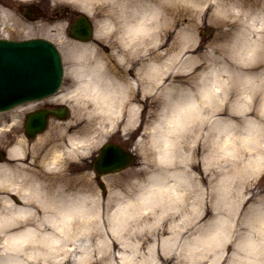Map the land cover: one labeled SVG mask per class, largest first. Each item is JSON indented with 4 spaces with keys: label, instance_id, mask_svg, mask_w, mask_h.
Returning <instances> with one entry per match:
<instances>
[{
    "label": "bare ground",
    "instance_id": "bare-ground-1",
    "mask_svg": "<svg viewBox=\"0 0 264 264\" xmlns=\"http://www.w3.org/2000/svg\"><path fill=\"white\" fill-rule=\"evenodd\" d=\"M74 1L88 10L94 11L98 8L93 5L96 0ZM199 2V0H175V3L165 10L161 26L154 34L153 39L158 42L147 41L151 46L147 47L146 52L144 48L135 51L124 49L112 32V21L107 10L102 8L97 10L103 13V17L97 19V41L74 44L71 56L82 51H94L97 61L102 62L103 67L98 68L97 74L91 79H89L90 73L73 75L69 71L73 85L61 95H68L76 100L70 123L75 129L69 134L64 132V129L61 133L54 134L55 126H53L48 137L37 141L32 151L34 160L39 165L38 171L22 167L21 164H0V190H4L0 195V261H18L20 264H49L51 261L55 264L53 258L57 255L56 251L66 246V241L70 243L73 239L74 242L75 238L83 234L96 244L95 249L102 254L103 259L115 262L117 258L123 264H133L135 257L127 255L126 251L118 253L117 249L130 247L138 252L147 245L151 257H143L146 264H158L160 258L161 261L171 264L169 256L172 251H175L178 259L185 258L186 264H221L229 243L234 246L231 258L237 261L238 241L229 243L228 241L232 239V233H236L240 228L232 223L231 214L228 217L227 214L219 213L223 205L229 207L232 202L228 200L224 204L219 196L216 197V203L207 205L204 187L205 180L208 179L207 175L202 173L200 175L199 172L198 176L192 168L188 170L182 168L185 165L181 163L189 164L193 168L199 166L195 160L196 149L200 148L196 147L194 137L197 125L192 126L193 135L188 133L189 138L192 139L189 145L193 151L191 156L179 157L180 150L175 142L172 147L164 148L163 145L172 139L170 136L166 137L164 129L152 137L157 162L161 158L164 161L160 164V169H167L168 172L177 174V177L172 179L140 178L138 179L140 183L134 184L129 178L132 175L140 176L142 172L132 169L127 172V176L118 175L117 178L125 181L111 184L109 196L106 201H102L98 190L93 187L94 182L90 173L80 175L76 185L69 184L67 179L60 181L59 176L54 175V172L57 173L54 168L58 167V162L65 154L66 148H69L67 151L73 152V155H80L79 143L87 139L81 131L91 127L92 123L96 122L97 116L103 121L109 120L123 110L116 102L118 93L129 91L131 85L133 90L134 75L135 79L142 80L143 92L147 86L146 81L151 80L149 85L151 87L154 85L153 80L155 82L164 80L161 94L163 99L170 89L182 88L188 89L198 101H202L206 96L207 103L200 113L204 118L199 122V125L203 124L202 128L205 127L204 123L210 114L218 115L213 118V122L225 119L224 122L227 124L234 122V118L222 116L225 110L235 114V112H245L250 107L248 104L254 101L255 96L252 101H248L244 94L233 97L231 90L237 92L243 89L245 92L247 89L242 87L243 77L260 73L261 69H264V59L256 65L245 67L237 63L239 56L233 59V55L245 46L250 47L252 43L264 42V0H214L215 3L211 4V8L214 9L215 17H219L215 40L205 54H192L189 50L195 45L193 31L197 24ZM179 3L187 4L193 23L191 26L187 25L177 30V24L183 16V11L175 5ZM0 9L5 7L0 6ZM133 26L145 27L139 20L135 21ZM102 41L112 44L110 52L105 51ZM121 55L125 57L123 64L118 59ZM206 60L214 62V66L212 64L211 67L205 68L207 64L203 61ZM74 63L73 60L71 67ZM199 67H202L200 71L192 73V70L196 71ZM118 75L120 77H117ZM108 80L112 82L110 86L105 83ZM138 89L140 93L139 83ZM155 97L158 98L160 95ZM134 99L135 95L132 93L131 104L127 108L129 123H135L138 116L139 106L137 103L133 104ZM235 102L237 105L233 106ZM240 105L244 107L238 109ZM256 121L259 120H251L250 127L254 126ZM78 124H82L81 127L77 126L79 129L76 128ZM221 128L223 123L217 124V135L221 134L218 131ZM206 136L207 134L204 133L203 150H206ZM239 137L249 140L247 144L253 139L261 141L260 144L264 143L258 136L246 137L242 133L235 135L233 140ZM25 140L22 137L9 149L11 157L25 154ZM51 141L53 142L50 148L48 145ZM213 152L217 155L221 154L211 148V155ZM257 152L262 158V151ZM169 160L172 161L170 165L167 163ZM202 160L206 163L205 156ZM217 185V188H221L220 181ZM188 187L193 190L196 188L202 194L200 200L192 203L193 209L183 208ZM10 191L17 193L23 202L21 204L13 202L10 196L6 195ZM176 193L182 195L177 196ZM102 212L107 214L104 221ZM209 213L216 215L213 218L207 217ZM179 215L180 218L177 217ZM104 226L107 228L104 229ZM251 226L259 230L264 229V215L261 219L253 221ZM192 228L193 231L178 248L183 231ZM51 234L53 236L57 234L60 239H52ZM63 241L65 244L62 245ZM182 247L185 249L182 250ZM248 247V258L251 259V245ZM88 248L85 247L82 251ZM159 248L163 250L165 256H160L162 252ZM79 252L77 251V255ZM87 253L89 252L80 255L82 264H92L93 254H88L86 259ZM64 260L69 261L70 257H65Z\"/></svg>",
    "mask_w": 264,
    "mask_h": 264
},
{
    "label": "rangeland",
    "instance_id": "rangeland-1",
    "mask_svg": "<svg viewBox=\"0 0 264 264\" xmlns=\"http://www.w3.org/2000/svg\"><path fill=\"white\" fill-rule=\"evenodd\" d=\"M4 3H8L7 5L15 9L16 16H21L22 18L26 19L25 16L21 13L19 5L24 2H29V0H3ZM32 2L39 3L46 11L49 12V15L54 13L55 11L62 12L65 6L69 5L70 8L73 11L80 10L79 5L76 4L74 0H33ZM211 0H208L206 5L204 6V9L201 12H199L201 15H198L197 18V24L196 28L193 31L194 32V38H195V45L193 46V54H205L208 49H210L211 44L213 40H215L216 33L218 31L219 27V17H215L214 9L211 8ZM96 6V3L93 4ZM183 11V16L179 23L177 24V30L179 28L185 27L187 25H190L193 23L192 16L189 15V11L187 9V4L185 3H179L175 4ZM208 6V7H207ZM101 10V8H97L95 11L92 12V18L95 20L94 24L95 27L97 25L96 19L100 20L103 17V13L97 11ZM214 14V17H213ZM67 24H68V18H57V19H49V18H40L33 21L26 20V22H17L15 20V28L10 29L5 27L3 24H0V31L1 32H8V33H14L15 34H27L29 35H43L50 38H54L63 48L64 55H65V64L66 68L70 66L72 63L70 61V53L73 50L72 45V39L69 37L67 33ZM189 26V27H190ZM228 28L230 27L227 26ZM206 28H210V32H205ZM107 42L104 44L106 45ZM202 67H199L198 69H201ZM197 71H193L195 73ZM71 84V78H69L68 73L66 72V78L64 82L65 88L70 86ZM148 87V86H147ZM164 86L162 85L161 89H163ZM156 93L160 91V87L156 88ZM235 89V88H234ZM235 92L234 90H231L232 96H238L239 94L243 95L244 90ZM145 95V94H144ZM153 97H150L147 93V100H138L136 98V101L134 103H139L141 107L143 108L139 112V119L138 122L134 125H129L127 118L125 119L124 123H121V125L117 126H111L109 123L110 120L108 119H100L97 117L96 122L92 125V134L97 135L98 145H101L104 141L108 139H118L122 143H124L127 147H134V151L137 154V162L132 165L131 167L124 169L122 171H119L117 173H111L107 174L102 177V180L106 183V188H102L100 186V181L97 184H94L93 187L98 190L101 200L106 201L107 197L109 196V187L111 184L115 185L117 182L125 181L121 180L118 177V175L127 176V172H129L132 169L140 170L142 173L140 176L132 175L129 179H148V177L153 173L157 172L158 169L156 167V155H155V148L153 147V140L152 137L155 136L156 133L163 130V128L158 127V114L156 112L159 111L161 107V100L159 99L155 102L152 101ZM258 98L255 96V99L252 103H249L250 107L245 111H241L240 113L235 112V114H230L227 110L222 116L227 118H234V122L236 125H242L246 121L249 122V126L251 125V120H261L264 119L261 116V109L260 105L257 106L258 101L256 102ZM60 100V99H59ZM68 101V100H67ZM71 103H74L73 99H69ZM138 101V102H137ZM143 102V103H142ZM142 103V104H141ZM237 105L235 102L233 106ZM246 106V105H245ZM244 105H240L238 109L243 108ZM237 109V110H238ZM73 115V109L71 108L70 117ZM214 118V117H213ZM226 118V119H227ZM3 123L10 125L12 121V117L5 116L3 118ZM56 119H51L50 124L48 127V130L43 132L42 135L47 134L51 128L54 126L55 123H58ZM62 122V121H61ZM223 122V127L226 125V122L220 121V122H212L210 125L206 127L204 130L208 134V140L206 144V150H203L200 145V149L196 151V159L203 167H205V171L207 172V180H205L204 187L206 188V195L205 199L207 201V205L216 203L217 199L216 197L218 195H222V198L225 199L224 204L227 203V201H231L232 204L228 207L224 205V209L219 213L227 214L229 217V214L233 216V221L238 223V227L240 228L236 233H234L233 238H237L238 242L240 240V237L245 232H251L254 234V236H259L260 230L256 228H252L251 223L258 218L261 219L264 215V174L260 172L259 166L260 163L256 164V161L258 160L259 154L257 152V148H260V142L257 143L255 139H253L252 142L247 144L249 140L247 139H241L236 138V140H233V137L235 135H239V131L233 132L231 136L229 135H221L222 142L225 145L224 151L227 153L226 155L220 154L217 155L215 152H213V155H211L210 151L211 148H213V142L215 140V137L217 136V124H221ZM7 125H0V145L4 148H7L11 146L13 143H16L18 140L20 141V137H23V126L22 121L13 127V129H7ZM56 130L62 131V127L59 125H56ZM116 128L117 131L114 133H109L103 135V133H100L102 131L106 132V130L110 128ZM68 129H66L65 132H67ZM189 134L193 135V131L189 132ZM243 135V134H242ZM190 136V135H189ZM188 136V133L184 135L183 139L179 141V157L184 156H191L192 150L190 149L189 145L192 143V139H190ZM40 137V136H39ZM196 139V143H198L199 140H202V128L199 129V124L196 126V132L194 135ZM37 140V138H36ZM36 140H32L30 143H26L27 148L32 150L33 144L36 143ZM199 144H197L198 146ZM196 146V147H197ZM264 147V146H263ZM33 152V151H32ZM31 151L27 152L25 155L27 156L26 159L24 158H15V159H9L7 163H10L11 165L15 163L21 164L22 167L33 169V167H36V161L34 160V155L30 154ZM203 156H205L204 163L202 161ZM155 158V161L153 160ZM34 162V163H33ZM6 163V162H5ZM186 170H188V167H190L189 164H184ZM160 168V165H159ZM197 171L199 170L196 168ZM93 174V170H92ZM70 175L69 171L66 172V176ZM220 181L221 188H217V182ZM70 184V183H69ZM74 185V184H71ZM20 198V197H19ZM202 198V194L200 193V190L195 189V194L190 199V201H185V205H183L184 209L192 207V203L194 201H198ZM16 202V200H14ZM16 203H22V200H17ZM188 204V206H186ZM232 208V209H231ZM231 209V212H230ZM182 212V211H180ZM106 213H102V219L103 221L106 220ZM216 215V213H209L207 217L213 218ZM178 218L181 217V215L177 216ZM109 222L107 221V224ZM107 228V226H104V229ZM50 231V230H49ZM193 231V228L191 230H184L182 235L180 236V242L178 244V248L181 246L183 240ZM51 232V231H50ZM54 233V232H52ZM63 235V234H62ZM193 236V234H191ZM56 237V238H55ZM62 237V236H61ZM51 238L54 240L60 239V237L56 234L53 236L51 234ZM150 241V238L148 242ZM67 245L62 246V249H60L58 252L56 251L55 257L53 258V261H55V264H82L83 260L80 258V255L86 251L89 253L85 254V258L88 259V254H93L92 264H117L121 263L122 261H118L117 258L114 261H111L109 259H103L102 254L97 251L96 244L93 243L88 237H86V234H83L80 237H77L70 240V243L66 241ZM73 242V243H72ZM230 241H228L229 243ZM65 244V241H63L62 245ZM89 247L85 251H82L83 248ZM81 249V250H80ZM185 247H182V250H184ZM234 250L233 244L229 243V247L226 248L225 255L222 258L221 264H238V261L242 260V257H238L237 261L233 260L231 258V254ZM77 251H80L77 255ZM91 251V252H90ZM118 253L120 251H126V254L134 255L135 259L133 264H146L144 256L151 257V253L149 250L148 245L145 246V248L142 251H134L130 247H126L123 249H117ZM160 256L163 255V250L160 248ZM184 252V251H183ZM50 251L48 252V257ZM185 253V252H184ZM249 256V255H248ZM65 257H70L69 261H65ZM171 264H186L185 258L182 260L178 259V257L175 255V251H172L170 254ZM162 258L157 262L158 264H168L167 262L161 261ZM244 259V258H243ZM53 262H49V264H52ZM34 264H42V263H34Z\"/></svg>",
    "mask_w": 264,
    "mask_h": 264
},
{
    "label": "clouds",
    "instance_id": "clouds-1",
    "mask_svg": "<svg viewBox=\"0 0 264 264\" xmlns=\"http://www.w3.org/2000/svg\"><path fill=\"white\" fill-rule=\"evenodd\" d=\"M175 0H96L98 8L106 9L112 21V32L121 46L128 50L135 51L138 48L151 46L147 41H155L154 34L159 30L165 10L171 7ZM15 9H0V24L5 27L15 28ZM139 20L145 25L142 28L133 26L134 22ZM239 56L237 63L247 67L256 65L264 59V42L252 43L251 46H245L238 53L233 55V59ZM119 62L123 64L125 57H118ZM75 61L73 67L69 69L73 75H83L90 73L89 79L97 74V69L103 67V63L97 61L94 51H82L73 56ZM109 86L111 81H105ZM242 87L247 89L244 92L245 99L252 101L254 96L259 99L261 105V116L264 117V69L255 75H245L242 81ZM207 103L205 96L202 101H198L188 89H170L164 97V105L159 112L158 127L164 129L166 137L172 139L167 141L163 147H172L173 142L179 148V141L184 135L192 130L193 125H198L204 118L200 115ZM221 135L231 136L233 132L239 131L244 136H258L264 141V119L256 121L254 126L250 127L249 122L242 125H236L235 122H228L223 128L218 130ZM221 135H217L213 142V149L217 153L226 155L225 145L222 142ZM155 161V158H153ZM164 163L163 158L156 162L158 172H153L148 180L160 179L167 180L177 177L176 173L168 172L167 169H160L159 165ZM170 165L171 160L167 161ZM139 184L138 179L132 181ZM177 183L179 179L177 178ZM181 196L182 193H176ZM147 211V209H145ZM249 245H251V259L248 258ZM238 256L244 259L238 261V264H264V229L260 230L259 236H253L251 232H245L237 244ZM0 264H20L18 261L4 260Z\"/></svg>",
    "mask_w": 264,
    "mask_h": 264
}]
</instances>
